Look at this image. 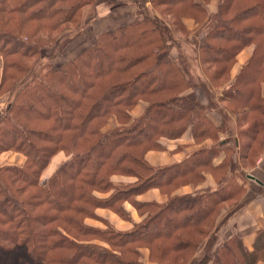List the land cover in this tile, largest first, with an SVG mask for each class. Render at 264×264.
I'll return each instance as SVG.
<instances>
[{
    "label": "trees",
    "instance_id": "obj_1",
    "mask_svg": "<svg viewBox=\"0 0 264 264\" xmlns=\"http://www.w3.org/2000/svg\"><path fill=\"white\" fill-rule=\"evenodd\" d=\"M121 1L136 5L139 18L96 36L61 66H39L41 59L34 57L43 52L45 38L53 41L66 32L85 6L112 7ZM207 15L196 0H0V93L8 79L14 80L15 89L9 109L0 114V154L25 156L22 165L0 166V264H143L132 259L141 244L152 248L160 264L264 260V229L253 249L238 236L218 243L216 231L210 232L220 205L239 194L240 187L229 186L231 168L216 176V188L173 196L166 203L137 202V196L152 188L171 194L176 182L204 167L224 168V162L214 166L213 158L226 144H214L168 166L154 168L145 158L149 150L163 148L164 138H180L188 127L195 139L209 131L207 111L215 108L214 91L209 104L201 102L195 89L206 91L208 80L201 75L193 79L169 55L172 45L181 43L174 35L187 32L182 18L193 16L202 25ZM210 23L198 45L197 39L185 43L196 47L205 68L216 66L203 75L222 85L220 102L235 106L243 158L248 160L264 143V87L262 82L258 91L245 86V78L264 81V0H222ZM251 44L256 46L251 61L230 82L238 53ZM255 60H261V68L248 78L251 70L246 67ZM187 61L185 53L181 62ZM140 99L148 100V106L133 120L130 111ZM219 115L226 127L229 114ZM112 116L121 124L104 130ZM61 151L68 159L43 184L42 173ZM115 174L138 180L115 186ZM95 191L112 192L101 198ZM126 202L138 212L151 207L156 211L124 231L97 211L107 208L128 215ZM87 217L108 227H95ZM93 237L107 241L111 249L91 242Z\"/></svg>",
    "mask_w": 264,
    "mask_h": 264
},
{
    "label": "rangeland",
    "instance_id": "obj_2",
    "mask_svg": "<svg viewBox=\"0 0 264 264\" xmlns=\"http://www.w3.org/2000/svg\"><path fill=\"white\" fill-rule=\"evenodd\" d=\"M95 5L96 4L92 3L91 6H85L86 8L84 7L85 9L84 8H83L84 10L82 9V13L78 14L77 22L74 23V24L69 25L68 27H66V30H65L66 32H64L63 34L59 35L57 37V39H54L52 41V40H50L48 38H45V43L42 45L44 47L43 52H41V55H36V57H34L35 60L41 59V61L39 63V66L42 67L43 65L47 64L48 62H52L56 66H61L64 63H66L68 60L74 58L75 56L80 54L82 51H84L86 48H88L89 43L91 41L88 42L87 43L88 45L85 46V47L84 46L78 47L79 44L75 43V41L84 32H86L88 29H90L94 25V22H95V20L97 18V9H96L97 5L96 6ZM220 5H221V2H220ZM220 5H219V7H220ZM219 7H218V9H217V11L215 13L218 12ZM152 8L153 7L151 5V7H148L147 9H149V10L151 9L152 10ZM207 13H208V11H207ZM215 13H213V14H215ZM212 15L209 17V14H208L206 16V20L203 22L202 25H199L196 22L197 23V27L202 26V28L198 29L197 32H195L194 34L189 32L187 27H186V31L188 32V34H187V32L186 33H181V34H179V33L175 34L174 35L175 38L177 39V41H180L181 43L179 45L178 44L172 45L173 47L170 48V51H169L170 58L172 60L176 61L177 63L181 64L182 67H185L187 69V74L189 76H191L193 79L197 78L196 75H201V76H203L202 78L208 80L207 82H208V85H209V87L211 89H208L209 87L207 89H205L206 91H204L201 88H196L195 89V92L197 93V96L199 97L201 102H203L204 104H209V102H211L210 94H213V91H214V96L212 98V101H213L212 105L215 108H212L211 110L209 109L207 111V115H208L207 117H209V119L211 121V123L210 122L206 123V125H207L206 128H208L209 131H208L207 135H205L204 137L194 139V142L191 144V148H193L194 151L189 153V154H187V156L185 158H188L191 154H193L195 152L208 149L209 147H212L214 144L218 145V142H219V145H222L220 143V140L223 138L224 134H225V136H227L226 133L228 132V135H230V133L228 131V128H230L231 131L234 130V133H232V135H230L232 137V139H233V137L234 138L238 137V139L240 141H239V144H238V141H234L228 147L229 149L227 148V157H224L225 161L223 163L224 164V168L223 169H221L219 171H214L210 167H208V168L204 167V168H202L199 171L200 173L198 175H196V174L195 175H190L186 180H181V182H179V183L176 182V186L171 190V194L169 192H167L166 194L168 195L167 201L169 199H171L173 196H182V195L192 194L190 192H182L181 189H185V188H187L189 186L193 188L192 190L198 189V187L201 186L206 181L208 173H212L214 178L218 182L219 178H216V176L217 175L219 176L222 173H228L230 168H231L230 171L233 172L234 175L230 176L229 186L233 187L234 185H237L241 189L240 188L238 189V192H239L238 196H236L235 198L231 199L227 203H224V204L220 205V207L217 210V212H218L217 218L214 219L215 223L213 222L214 226L211 227V229H210V232H213L215 230L216 234L221 230V237L224 238L223 236H224V233H225V231H224L225 229H223V228H224L225 224L227 223V220L229 218H231L233 215H235V213H237V211H239L244 206V202H243L242 199H243L245 194H242L243 190H247L248 188L252 189V186L250 185L252 182H251V179L249 178L250 177L249 175L256 176V177L264 179V163L259 161V159H260L259 157L261 155H264V151H263L264 143H263V145H261V147H259V149L256 150L255 154L250 155V158L248 160H244V158H243L245 156V153L243 151L244 138H243V136L240 135V131H241L240 126H241V124L240 125L237 124V122H238L237 115L233 111L235 109V106H232V105L228 106V104L226 102L225 103L224 102H220L218 96H220V94L222 93V89H223L222 85L219 84L218 80L212 79L211 77H209V78L206 77L205 78V76L203 75L204 72L212 73L216 66L209 67L207 65L206 68H205V65L203 64V62H201V60L199 58L198 50L196 49V47L194 45H198L199 41L201 40V38L205 34H207V32L209 30V27H210V24H211L210 20L212 18ZM190 17L194 18L193 16H190ZM208 17H209V19H208ZM126 22L127 21L123 22L122 24H125ZM122 24H118V25H122ZM118 25H115V26H118ZM184 25H185V23H184ZM115 26H113V27H115ZM102 33H100V34H102ZM100 34H98V35H100ZM73 35L76 36L75 39L73 38L74 40L67 42L68 38L72 37ZM187 38H188L189 42H191V40L193 41L194 39H197L198 42L196 44H194V45L189 44V46H188L185 43ZM251 45H255V44H251ZM255 49H256V46H255ZM185 53L188 56V61H187L186 65L181 62V56H183V54H185ZM254 53H255V51H254ZM195 57H196V59H195ZM194 59H195V61H194ZM236 59H237V57H236ZM249 61H251V59ZM194 62H195V64H194ZM237 62H238V59H237V61L235 62L234 66L231 69V77L229 79L230 82L233 81L232 78H235L241 72V69L245 65H247V63H248V62H246L245 64L242 65L241 68L239 67V69L237 70V67H238L237 66ZM260 68H261V60H258V63H257V60H255L251 64L250 67H246V70H248V71L251 70L250 76L248 78H251L255 74L254 72H252V70L255 71V72H258L260 70ZM21 75L23 76L24 74L20 73V76ZM22 79H23V77H22ZM0 82H1V80H0ZM20 82H17V84L20 85L21 84ZM260 82H262L261 83V87H264V85H263L264 81L246 79L245 78V86H247V87H256L257 91L259 90ZM13 83H14L13 79H8L6 81V84L4 85V87L2 89V92L0 93V114H1L2 111L6 110V109H9V107L11 105L12 97H13V89H14ZM220 89H221V91H220ZM219 91H220V93H219ZM262 93H261V95L263 96L264 94H262ZM140 100H144L148 104V100H145V99H140ZM138 102H137V104H138ZM212 105L210 103V106H212ZM146 109H145V111H146ZM131 111H130V114H131ZM218 112L219 113L227 112L229 114L227 117H224V118H226L228 120L227 124H226V127L223 126L222 121H221L220 125L222 124L223 127H219L220 125L219 126H215L216 118L217 119L221 118V116L219 115ZM142 115H140V116H142ZM140 116L135 117V118L132 117V119L133 120L137 119ZM112 117H115V116H112ZM233 117H235V118H233ZM110 119H109V121H110ZM109 121H108V123H109ZM117 122H118V126H119V124H121V123L118 121V119H117ZM108 123L106 124V126L108 125ZM106 126L104 127V130H105ZM236 131H237L238 135H237ZM162 146H163V148L156 149V150H149L148 152H150V151L168 150L166 145L164 146L162 144ZM187 146H189V145H187ZM170 148H172L173 152H174V150H176L177 153H178V152L184 150L185 146L184 145H180L179 149H176V147L174 145H171ZM219 148L221 149V146ZM6 152H14V151H6ZM61 152H63V151H61ZM147 153L145 154V158L147 156ZM171 154H175V153H171ZM0 156H1V154H0ZM52 159H51V161H52ZM10 160L12 162L17 161V159H15V157H11ZM146 160H147V158H146ZM51 161H50V163H51ZM24 162H25V156H24L23 163ZM8 163H9V160H7V157L0 158V166L7 165ZM149 164L151 166H153L154 168L161 166V165H153L151 163H149ZM45 170H44V172H45ZM43 173H42V176H43ZM111 180H112V182H113V184L115 186H127V185H130V184H136L138 178L135 177V176H132V175L115 174V175L111 176ZM127 182H130V183L125 184ZM210 186H212V185L204 186V184H203L200 187V190H198V191H205V190H210V189L216 188V187H210ZM255 191H259V190L256 188ZM94 194H96L98 197L102 198L104 196H100V195H104L105 193L95 191ZM137 198H138V196H137ZM137 202L142 203L138 199H137ZM101 210H108L109 212L115 214L119 219H121L123 221L135 222L134 220H132L133 218L131 217V215H130V213L128 211H127L129 213L128 215H122L121 213H118V212H116L114 210H110V209H107V208H98L97 209L98 212H101ZM154 211H156V209H154L153 207H151L149 209L145 208V209L139 210V214L140 215H139V218H137V220L141 218L142 220L140 219L141 221H139V222L145 221L148 218L149 213L154 212ZM109 215H112V214H109ZM130 217H131V220H130ZM105 218H106V216H105ZM86 220H89V221H92V222H96L97 221L96 219H94L92 217H87ZM105 220L109 221L113 225L112 221L109 218H107ZM99 222L100 223H97V224L95 223V227H100L102 229H105V228L108 227L103 222H101V221H99ZM125 223H127V222H125ZM125 225H127V224H125ZM232 226L233 225H231V227ZM229 228H230V226L228 227V229ZM119 230H121V229H119ZM217 236H218L217 237V242L218 243L225 242V240H223L221 242L220 241L221 240L220 236L218 234H217ZM233 236L240 237V235L237 234V233L235 235H233ZM207 241H208V238H205L203 243L200 245L199 250L204 249L205 244H206ZM91 242H93L95 244H98V245H101V246L108 247L109 249H111L110 248L111 246H109V244H107V241L101 240L100 238H94L93 237ZM143 248L146 249V250H142V251L147 252L149 250L148 258H149V262L150 263H148L147 261H143L144 258H143V254L141 253V249H143ZM137 252H138V255L137 256H132V259H134L136 261L139 260V262H141L143 264H160L155 258L154 251L152 250V248L150 246H147V244L146 245L145 244L139 245V247L137 248ZM126 257L129 258L130 256L127 255ZM192 257L193 256H190L188 258V261L191 260ZM163 264H167L166 261ZM169 264H171V263H169ZM174 264H179V263H174ZM260 264H264V260H262Z\"/></svg>",
    "mask_w": 264,
    "mask_h": 264
},
{
    "label": "crops",
    "instance_id": "obj_3",
    "mask_svg": "<svg viewBox=\"0 0 264 264\" xmlns=\"http://www.w3.org/2000/svg\"><path fill=\"white\" fill-rule=\"evenodd\" d=\"M196 1L201 2L207 8L209 17L217 11L220 5V2H221V0H210L209 2H206L204 0H196ZM146 7H151V3H146ZM96 9H97V18L94 22V25L90 29H88L86 32H84L75 41V43L79 44L78 47L87 46L88 42L90 41L92 42V40L98 34L106 31L108 28H111L118 24H122L125 21L129 22V21L135 20L136 18H139V14H138L139 8L130 2L121 1V3L117 4L116 6H112V7L106 4H99L96 6ZM182 21L185 23L187 29L192 34L197 32L198 29L202 28V26L197 27L196 20L190 16L183 17ZM254 51H255V45H249L245 47L238 54L237 70L239 69V67L241 68L243 64H245L250 59H252L254 55ZM2 72H3V58L0 56V80H1ZM220 95H222V93ZM147 105L148 104L146 101L140 100L138 104H136L135 107L131 111L132 117L135 118V117L142 115L145 109L147 108ZM221 121H222V118L220 119L216 118L215 124L219 126ZM115 126H118V122H117L116 117H112L108 125L106 126L105 130L111 129ZM228 131L230 135L234 133V130L231 131L230 128H228ZM226 135L227 136H225L224 134L223 138L220 140V143L222 145L224 144L226 145L221 146V151L219 152L217 156L213 158L214 166H219L225 161L224 157H227L226 147L228 148L230 144L233 143L234 141H238V144H239L240 140L238 139V137L236 138L233 137L234 139L233 140L232 137L228 135V132L226 133ZM194 139L195 138L192 136V128L189 127L180 138H177V139L164 138L163 139L162 141L163 145L164 146L166 145L168 150L150 151L147 153L146 158L149 161V163L153 165H161V166H168L176 162H180L184 160L187 154L194 151L193 148H191V144L194 142ZM171 145H174L176 149H179L180 145H184L185 148L184 150L177 153L176 150H174L173 152L172 148H170ZM170 152L175 153V154H171ZM3 157H7V160H9L8 164L22 165L24 161V156L21 153H17V152H4L3 154H1L0 158H3ZM11 157H15L17 161L12 162L10 160ZM259 158H260L259 161L264 163V155H261ZM67 159L68 157L66 156L64 152H59L57 155H55L51 163L49 164L48 168L43 173V176L41 177L42 183L45 184L48 181L49 177ZM249 176L252 182L250 184L252 186V189L248 188L247 190H245V193H244L245 195L242 199L244 202L243 208H241L239 211H237V213H235V215H233L231 218L227 220V223L225 224L223 228L225 229L224 230L225 233L223 236L224 238L221 237V230L217 234L220 236V239H221L220 241L222 242L223 240L227 241L231 239L233 235L237 233L242 238L245 246L248 247L249 249H253L258 232L264 229V179L256 177V176H252V175H249ZM128 183L130 182H127L125 184H128ZM203 184L204 186L212 185L210 187H216L218 185V182L216 181L212 173H208L206 181ZM201 186H199L198 189H195V190H192L193 188L189 186L185 189H181V191L195 193V192H198V190H200ZM256 188L259 191H255ZM111 192L112 191L107 192L104 195H100V196L107 197ZM137 199L145 203H150V202L165 203L168 199V195L164 193L163 191H161L160 189L152 188L148 190L147 192L139 195ZM124 207L130 213L131 217L133 218L132 220H134L135 222H139L142 220L141 218H140L141 220L140 219L137 220L140 214L137 208L132 203L126 202L124 204ZM98 213L103 218H105L106 216L105 219L109 218L112 221L113 225L118 229L128 230L133 226L132 221H130L131 223L129 221H123L119 219L115 214L109 212L108 210H101V212H98ZM109 214H112V215H109ZM95 223L97 224L100 222L99 221L92 222L93 225H95ZM231 225L233 226L231 227ZM229 226L230 228L228 229ZM142 250H146V249L144 248L141 249V253L143 254V258H144L143 261H147L148 263H150L149 258H148L149 250L147 252L142 251Z\"/></svg>",
    "mask_w": 264,
    "mask_h": 264
}]
</instances>
